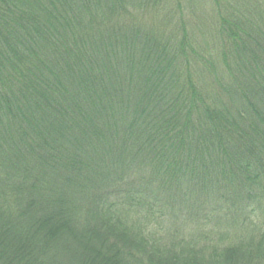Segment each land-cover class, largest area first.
Segmentation results:
<instances>
[{"label": "trees", "instance_id": "obj_1", "mask_svg": "<svg viewBox=\"0 0 264 264\" xmlns=\"http://www.w3.org/2000/svg\"><path fill=\"white\" fill-rule=\"evenodd\" d=\"M240 1L198 0L206 38L192 0H0V264H264V0Z\"/></svg>", "mask_w": 264, "mask_h": 264}, {"label": "rangeland", "instance_id": "obj_2", "mask_svg": "<svg viewBox=\"0 0 264 264\" xmlns=\"http://www.w3.org/2000/svg\"><path fill=\"white\" fill-rule=\"evenodd\" d=\"M235 4L241 5L242 2L240 0H232ZM210 8H206V6L198 0H192L189 5L186 6L182 4L181 9L185 14L189 27L191 30H196L197 33H202L206 38H208L209 31L211 33L216 31L218 26V18L217 14L214 11L213 7L209 3ZM206 208L202 209L203 214L205 215ZM192 224H198L200 228V232L203 230L205 232L211 231L214 229L216 221L208 220L206 217H194L191 219ZM166 223L164 224L163 229L166 231ZM164 235V233H162ZM180 234V232H179ZM166 236V235H164ZM204 241V240H203Z\"/></svg>", "mask_w": 264, "mask_h": 264}]
</instances>
